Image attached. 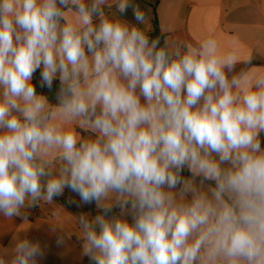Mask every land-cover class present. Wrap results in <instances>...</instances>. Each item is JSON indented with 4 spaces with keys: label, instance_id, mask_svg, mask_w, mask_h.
<instances>
[{
    "label": "clouds",
    "instance_id": "9594fccd",
    "mask_svg": "<svg viewBox=\"0 0 264 264\" xmlns=\"http://www.w3.org/2000/svg\"><path fill=\"white\" fill-rule=\"evenodd\" d=\"M106 2L0 0V215L68 189L96 206L77 220L90 264H264V77L241 95L234 53L158 47L138 4L113 0L131 24ZM45 254L17 239L0 264Z\"/></svg>",
    "mask_w": 264,
    "mask_h": 264
},
{
    "label": "crops",
    "instance_id": "0c3cea01",
    "mask_svg": "<svg viewBox=\"0 0 264 264\" xmlns=\"http://www.w3.org/2000/svg\"><path fill=\"white\" fill-rule=\"evenodd\" d=\"M91 2L92 0H85V3ZM133 2L147 16L146 23L140 27L148 35L154 33L157 26L170 47H179L181 51L188 44L198 47L208 39L215 40L220 55L232 52L238 61L231 71L225 70L229 80L243 76L245 83L242 89L234 91L242 95L244 89L256 90L253 87L255 81L264 77V0ZM101 7L109 18L119 17L136 24L131 7L123 16L116 11L113 0H107ZM67 19L74 21V12L68 13ZM94 22L98 23V20L94 19ZM51 160V169L55 174L61 162L55 156ZM21 213V216L13 218L0 215V253L5 254L6 259L10 256L15 241L27 238L32 242L38 241L41 247L46 248L45 257L40 264H85L87 258H81V243L78 240L80 230L77 220L81 215L73 213L54 199L47 201L43 198L32 207L26 205ZM83 215L89 219L95 216L92 213ZM58 235L66 238V243L60 247L56 244Z\"/></svg>",
    "mask_w": 264,
    "mask_h": 264
},
{
    "label": "trees",
    "instance_id": "16d2710c",
    "mask_svg": "<svg viewBox=\"0 0 264 264\" xmlns=\"http://www.w3.org/2000/svg\"><path fill=\"white\" fill-rule=\"evenodd\" d=\"M155 28L156 29H155L154 33L149 35L150 41L153 38L159 37L160 38V44L158 45V47H163L164 44H165V36L161 34V32H160V30L158 29L157 26ZM33 80L37 84V91L38 92H43L44 94H46L48 96L49 100L52 103H55L56 92H57V89H58V83L54 82L53 87H52L51 90H49L46 87L45 88H41L40 87V72L39 71H37L35 73ZM187 175H188V173L185 172V176H187ZM53 199L56 202L66 206L73 213H75L77 215H82V214H87V213H92L94 215L97 214L95 204H91V205L82 204L80 202L79 197L75 193H72L68 189H65L63 195L58 196V197H54ZM70 201H74V203H70ZM85 264H90L88 259L85 260Z\"/></svg>",
    "mask_w": 264,
    "mask_h": 264
}]
</instances>
